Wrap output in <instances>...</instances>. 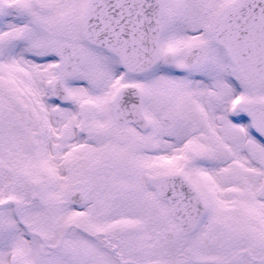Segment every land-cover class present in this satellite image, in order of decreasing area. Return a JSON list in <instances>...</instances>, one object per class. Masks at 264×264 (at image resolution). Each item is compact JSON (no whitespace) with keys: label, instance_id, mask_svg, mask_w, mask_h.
<instances>
[{"label":"snow or ice","instance_id":"snow-or-ice-1","mask_svg":"<svg viewBox=\"0 0 264 264\" xmlns=\"http://www.w3.org/2000/svg\"><path fill=\"white\" fill-rule=\"evenodd\" d=\"M0 264H264V0H0Z\"/></svg>","mask_w":264,"mask_h":264}]
</instances>
